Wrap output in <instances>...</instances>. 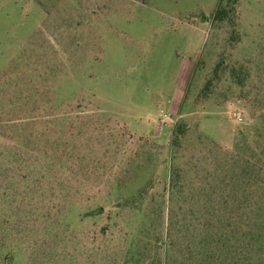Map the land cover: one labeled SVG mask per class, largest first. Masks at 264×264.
Instances as JSON below:
<instances>
[{
	"label": "rangeland",
	"instance_id": "374dc122",
	"mask_svg": "<svg viewBox=\"0 0 264 264\" xmlns=\"http://www.w3.org/2000/svg\"><path fill=\"white\" fill-rule=\"evenodd\" d=\"M219 3L0 0V110L18 122L0 132V264H121L132 233L151 225L164 240L171 208L186 223L206 190L242 173L238 212L260 232L264 0H238L233 26L213 18ZM34 129L44 135L26 146ZM64 146L83 163L51 160Z\"/></svg>",
	"mask_w": 264,
	"mask_h": 264
},
{
	"label": "trees",
	"instance_id": "16d2710c",
	"mask_svg": "<svg viewBox=\"0 0 264 264\" xmlns=\"http://www.w3.org/2000/svg\"><path fill=\"white\" fill-rule=\"evenodd\" d=\"M237 1L220 0L219 6L213 13V18L217 20L226 19L233 26L235 24L234 13ZM207 87L206 84V89ZM3 114L4 111L0 110V132L3 130L9 131L12 126L18 123H14V118H4ZM185 129V122L177 124L173 129L171 140L173 149L178 147ZM24 133L26 135L23 137L25 140L23 144L26 143V146L39 144L41 137L44 135L42 131L36 129ZM44 141L46 142V139ZM58 144L59 142L55 138L49 145L57 150ZM67 151V146H64L61 148L62 153L58 157L55 156L50 159L59 160V157H61L70 163V160L73 162V158H75L81 164L83 163V155L80 151L77 153H68ZM34 152H36V147L32 149V153ZM170 175L168 190L171 199L181 191L182 175L179 167H175ZM246 179V176L242 173L240 179L230 178L228 180V182L232 181L230 186H227V181H225V186L218 185V187H211L206 190V193H203L206 201L200 205L201 210L190 212L189 221H184L186 223L175 219L173 208H171L164 240L158 237L156 233L153 238H150L149 229L151 225L140 227L138 232L131 234L130 243L125 249L121 264H264V257L259 256L256 258L254 256L264 245V220L259 223L261 227L259 233H249L245 227V220L241 216L242 212H238L241 209V202L235 197V194L245 191ZM235 182L237 185L234 184ZM78 190L79 192H74L75 196L82 193L80 190L85 191L82 188ZM145 190L141 189L138 196H143L146 193ZM86 199L89 200V198ZM84 205L86 206V203ZM49 210H47L48 213H50ZM149 211V215L153 217L154 221H157L161 212L160 206L152 204L149 206ZM100 212L99 207L93 213H80L79 220L94 214L98 215ZM221 213L222 215H220ZM108 229L109 226L102 225L99 234L105 235ZM128 234L130 235V233H127L126 239ZM146 241L153 245L155 251V254L151 257L146 252L144 243ZM137 243H143L144 246L139 247L136 245ZM254 246H256L255 251H253ZM249 251L252 253L249 254Z\"/></svg>",
	"mask_w": 264,
	"mask_h": 264
},
{
	"label": "built area",
	"instance_id": "2783aa9c",
	"mask_svg": "<svg viewBox=\"0 0 264 264\" xmlns=\"http://www.w3.org/2000/svg\"><path fill=\"white\" fill-rule=\"evenodd\" d=\"M234 115L236 116V118L240 119L241 118V115L237 112L234 113Z\"/></svg>",
	"mask_w": 264,
	"mask_h": 264
}]
</instances>
